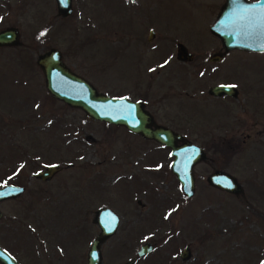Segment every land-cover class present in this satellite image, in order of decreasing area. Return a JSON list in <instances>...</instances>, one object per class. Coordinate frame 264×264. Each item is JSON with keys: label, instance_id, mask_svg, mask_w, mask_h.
I'll return each instance as SVG.
<instances>
[{"label": "rangeland", "instance_id": "374dc122", "mask_svg": "<svg viewBox=\"0 0 264 264\" xmlns=\"http://www.w3.org/2000/svg\"><path fill=\"white\" fill-rule=\"evenodd\" d=\"M218 4L71 0L70 14L60 17L54 0H0V30L19 34L17 45L0 46V186L23 187L0 201V248L17 264H85L99 207L119 217L100 244V264L130 260L144 242L153 250L133 264L264 261V135L236 148L222 144L219 155L216 138L230 112L206 92L216 83L236 85L237 100L226 103L239 123L260 129L264 52L233 50L208 62L219 47L208 29ZM177 43L190 61L176 59ZM51 48L97 92L141 101L155 124L202 148L192 196L182 195L170 172L168 147L47 94L35 58ZM48 164L59 167L49 180L33 177ZM215 168L237 179L238 198L205 182ZM184 247L190 255L180 260Z\"/></svg>", "mask_w": 264, "mask_h": 264}, {"label": "water", "instance_id": "95a60500", "mask_svg": "<svg viewBox=\"0 0 264 264\" xmlns=\"http://www.w3.org/2000/svg\"><path fill=\"white\" fill-rule=\"evenodd\" d=\"M133 1V0H129ZM56 14L64 17L71 12V0H54ZM264 0H224L209 32L222 44L224 51L242 50L247 52H264V31L252 32L248 35V19L241 11L242 7L258 6ZM153 32L147 34L150 41ZM18 30L8 27L0 30V46H14L19 43ZM176 59L190 61L192 55L185 50L182 44L177 43ZM220 58L212 54L209 61H218ZM47 94L65 105L79 108L87 117L107 124L123 126L127 131L137 134L144 139L152 140L169 149L171 161L170 172L178 182L184 197H190L194 191L193 166L205 158L204 151L199 146L185 139L181 134L170 128L155 124L152 115L143 109L141 101H133L126 97H110L97 92L85 79L70 71L62 62L60 52L51 48L38 54L35 58ZM225 84H216L208 88V94L236 95V89ZM59 169L58 165L49 164L42 170L33 173L34 178L46 181ZM205 182L220 191L233 195H241L240 184L229 173L214 169L205 177ZM230 185V186H229ZM23 187L4 185L0 187V201L17 196ZM119 222L118 215L107 207H99L93 213V223L98 228L86 251L85 264H100V244L110 237L116 230ZM153 250L149 242H144L135 251V257L120 264H133L136 258L143 257ZM189 250L184 247L179 252L180 260L189 258ZM0 264H17L15 260L0 248Z\"/></svg>", "mask_w": 264, "mask_h": 264}, {"label": "flooded vegetation", "instance_id": "af4514ba", "mask_svg": "<svg viewBox=\"0 0 264 264\" xmlns=\"http://www.w3.org/2000/svg\"><path fill=\"white\" fill-rule=\"evenodd\" d=\"M223 1L224 0H219V4L217 7L218 11L220 10L221 6L223 5ZM248 1H255V0H248ZM218 43H219L218 49L215 50L214 52L209 53L208 58H207L208 62H210L209 58L212 56V54L218 55V57L220 58L219 60H221L222 58H224L226 56L227 53L233 51V50L224 51L221 42L219 41ZM183 47L186 50V47L185 46H183ZM175 50H176V48H175ZM192 58H193V55H192ZM216 84H218V83H216ZM221 84H230V83H221ZM230 85H233V83ZM206 92L208 94V91H206ZM236 92H237V94L235 96H231V95H227V94L226 95H219V96H213V95L209 94V97L207 96L208 99L213 98V99L218 100L220 103L223 101L224 103H221V104L224 106V108L228 109V111L230 112V115H229L230 118L228 119V121L220 123L221 125H224L226 123V126L219 128V129H221V134L219 135V137L216 138V142L220 144L219 147L217 146V152L219 153V155L223 151L222 146H221L222 144H224L226 146H230L231 148H236L235 145L238 143H249L251 141V139L256 138L260 134V131L264 135V126H262L260 129L255 131V130H253L254 125H246L245 123H239L240 118H239V115L235 112V108H232L229 105L230 103H228V104L226 103L227 101H230V99H232L233 101L237 100V98L239 96V89H236ZM245 114H241L242 115L241 118H246L248 116V114H246V115ZM249 120H251V119H246V121H249ZM218 121H220L219 118H218ZM221 125H219V126H221ZM227 125H229V127L225 130ZM223 131H224V133H223ZM173 132H176V131L174 130ZM176 133H179V132H176ZM240 134H241V136H239ZM149 141H152V140H149ZM215 169L225 171V170L219 169V168H215ZM225 172H227V171H225ZM227 173H229V172H227ZM231 176L234 177L233 175H231ZM236 181H237V179H236ZM222 192H224V191H222ZM234 196L236 198H238L239 195H234Z\"/></svg>", "mask_w": 264, "mask_h": 264}, {"label": "snow or ice", "instance_id": "6c2138e0", "mask_svg": "<svg viewBox=\"0 0 264 264\" xmlns=\"http://www.w3.org/2000/svg\"><path fill=\"white\" fill-rule=\"evenodd\" d=\"M233 2L237 3L238 0H233ZM241 11L248 19V27L250 29L248 35H251L252 32L264 31V3H260L258 6L242 7ZM41 35L43 36L44 33L42 32ZM227 87L235 88L236 85H228ZM261 264H264V261Z\"/></svg>", "mask_w": 264, "mask_h": 264}]
</instances>
